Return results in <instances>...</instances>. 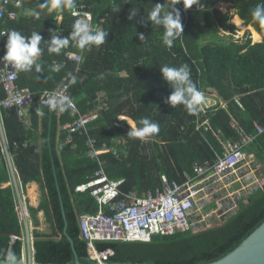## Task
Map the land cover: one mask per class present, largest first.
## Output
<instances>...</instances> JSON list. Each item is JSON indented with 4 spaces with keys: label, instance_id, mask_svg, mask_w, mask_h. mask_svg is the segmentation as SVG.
Here are the masks:
<instances>
[{
    "label": "trees",
    "instance_id": "obj_1",
    "mask_svg": "<svg viewBox=\"0 0 264 264\" xmlns=\"http://www.w3.org/2000/svg\"><path fill=\"white\" fill-rule=\"evenodd\" d=\"M21 11H40L41 18L21 15L10 21L0 12V30H16L30 36L40 32L50 41V29L55 28L56 14L39 9L43 0H22ZM177 0H76V10L85 9L93 14V23L102 24L109 33L105 43L91 50H79L70 42L62 52L49 54L42 41L40 57L43 71L22 72L18 84L34 94L36 105L30 110L31 121L26 124L16 110H3L4 126L11 149L16 156V167L25 186L37 182L43 191L42 201L36 209L31 207L36 226L35 262L38 264H71L74 252L67 235L74 242L81 262L88 263L87 244L82 238L79 215L94 214L96 201L89 192L76 193L79 185L87 184L99 170V164L87 157L86 136L75 135L64 145L67 133L63 125L73 122L68 111L51 112L42 108L39 100L45 90L55 89L64 79L71 83V95L77 100L84 116L96 113L89 135L102 143L112 144L115 138H124L130 147L128 158L104 156L105 170L111 180L124 179V192L140 194L155 189L160 175L183 182V174L191 172L196 163L214 162L224 152L223 143L236 140L232 127L236 121L246 132H254V123L264 127V28L252 18L256 5L264 0H200L186 9L178 3L183 36L169 49L162 43L163 29L143 18L156 4L170 11ZM235 10L244 25L249 27L246 40H237L240 30L231 23L234 16L225 13ZM205 4L207 9L198 11ZM137 7L139 13L128 19L129 11ZM20 11V10H19ZM20 11V12H21ZM75 18L70 12L63 14L61 30L66 37ZM260 35H259V34ZM144 38L141 40L140 35ZM252 37V39H251ZM263 41L261 42V40ZM253 41V42H252ZM261 42V43H259ZM68 53L82 55L76 64L66 59ZM66 62L58 73L50 70L54 62ZM179 67L187 64L191 79L198 90L214 89L222 102L207 113L190 115L182 105L171 107L165 100L172 89L163 81L161 65ZM101 75L103 78L101 79ZM39 77V78H37ZM6 94L0 86V101ZM239 99L243 109L236 103ZM40 113H43L41 115ZM121 117L138 121L147 117L158 123L159 132L146 140L130 138L131 126ZM198 121H208L211 128H198ZM17 144L18 147H15ZM26 145V147H25ZM261 165L264 177V133L247 150ZM10 180L5 161L0 164V261L11 249L16 259L22 258V242L14 241L23 229L16 211L14 191L4 188ZM249 203L223 225L207 231L177 233L169 237H155L151 243H100V252L111 249L115 255L111 263L132 264H211L226 257L239 247L264 223V190L248 196ZM45 213L50 233L38 230V214Z\"/></svg>",
    "mask_w": 264,
    "mask_h": 264
},
{
    "label": "built area",
    "instance_id": "obj_2",
    "mask_svg": "<svg viewBox=\"0 0 264 264\" xmlns=\"http://www.w3.org/2000/svg\"><path fill=\"white\" fill-rule=\"evenodd\" d=\"M224 7L223 3H220ZM24 8L22 0H0V12H3L10 21L24 17H35L30 10L21 11ZM205 4L197 6L198 11H204ZM21 12H20V11ZM80 18L86 14L92 16L91 24L103 30L102 24L93 23V14L85 9L76 10ZM41 16L39 17V19ZM63 19L56 21L55 28L58 35L66 37L61 30ZM7 30H0L6 32ZM52 38L53 33L50 31ZM7 35L0 37V58L5 55V43ZM66 59L80 66L83 62L82 55L68 53ZM60 65V69L66 62H54ZM53 63V64H54ZM59 71H55L58 73ZM21 71L15 69L10 63L0 59V86L6 97L0 101V163L5 161L10 180L3 187H11L14 191L16 211L23 229L21 236H14V241L22 242V260L26 264H35V237L37 229L30 208L32 207L27 197V186L23 184L20 173L16 167L14 155L7 138L2 111L12 112L16 110L19 118L26 120L28 112L36 105L34 94L28 88H21L18 84ZM71 82L64 79L55 89L45 90L39 100L42 108H48L46 101L52 94H60L70 97L72 106L66 111L74 118L73 122L63 125L62 131L67 133L64 145L71 143L75 135L86 136L87 157L99 164V170L91 177L87 184L76 187V193L89 192L96 201L98 210L94 214L79 215L78 221L82 231V238L87 244L89 259L97 264H106L115 255L108 249L100 252L97 245L100 243H151L155 237H169L177 233L192 232L201 233L209 229L223 225L230 217L236 215L242 204H248V196L262 189L243 186L241 190L231 192L234 184L241 183L245 179L241 168L249 156L247 150L258 137L264 133V127L254 123V132H246L236 121L232 127L237 134L236 140L223 143L224 152L218 155L214 162L196 163L191 172L183 174L184 181L170 180L166 174L160 175L159 185L146 192H124L122 186L124 179L111 180L105 170L107 162L104 156L112 155L115 159L128 158L130 147L126 139L115 138L112 144L100 143L91 137L89 125L94 122L96 113L84 116L81 114L77 100L71 95ZM208 95V90H202ZM47 93V95H45ZM236 103L243 109L239 99ZM217 103H207L201 111L203 114L218 106ZM226 108L225 103H220ZM60 112V111H51ZM199 112V113H201ZM120 120H128L121 117ZM128 125L131 126V124ZM210 127L208 121H198V128ZM18 147L17 144H14ZM26 147V145H25ZM262 178L264 179L263 175ZM245 191H247L245 193ZM240 193H244L243 195ZM211 207V209H208Z\"/></svg>",
    "mask_w": 264,
    "mask_h": 264
},
{
    "label": "clouds",
    "instance_id": "obj_3",
    "mask_svg": "<svg viewBox=\"0 0 264 264\" xmlns=\"http://www.w3.org/2000/svg\"><path fill=\"white\" fill-rule=\"evenodd\" d=\"M181 2L188 9L192 7L193 3L199 4L200 0H177L176 3L171 5L170 11H165L162 5L156 4L150 11H147L146 17L143 18L145 26L150 22L152 27L155 25L163 29L162 43L169 49L177 39L183 36L181 13L176 8V5ZM38 7L41 10H46L47 14L55 13L57 22L63 19V14L66 11L70 12L72 16L78 15L76 0H43ZM138 13L139 9L133 7L129 11L128 19L132 20ZM40 15V11L35 12L37 19H39ZM252 18L261 28H264V2L256 5L252 11ZM91 20L92 16L90 14L75 19L71 25L69 36L64 38L57 34V29H50L53 33L50 41L44 40L40 32L35 31L30 36L23 35L16 30L0 32V37L7 35L5 55L0 59L10 63L18 71L30 72L34 68L36 73H41L43 71L42 63L40 62L43 52V48L41 47L42 41L47 45V52L50 55H59L70 42L73 47L82 51L91 50L92 46L98 48L105 43V39L109 36V33L94 27L91 24ZM143 38L144 35L141 34L140 39L142 40ZM60 67V65L54 63L50 66V70L54 72L59 71ZM160 71L163 81L172 89V93L167 97L165 103L173 108L182 105L190 115H196L203 110L206 97L202 91L198 90L196 83L191 79V70L187 64L179 67L168 66L166 64L161 65ZM100 78L102 79L103 75ZM71 83H76L75 77L72 78ZM46 104L50 111L58 110L63 112L72 106V100L68 96L52 94L47 99ZM40 114L43 115V113ZM138 124L140 125L139 127L135 125L131 126L130 131L127 133L130 138L146 140L159 132L158 123L151 121L147 117L141 118ZM3 259L5 264H15V253L9 249Z\"/></svg>",
    "mask_w": 264,
    "mask_h": 264
},
{
    "label": "water",
    "instance_id": "obj_4",
    "mask_svg": "<svg viewBox=\"0 0 264 264\" xmlns=\"http://www.w3.org/2000/svg\"><path fill=\"white\" fill-rule=\"evenodd\" d=\"M215 91L214 89H212ZM264 190V186L262 187ZM65 236L71 243L74 252V261L71 264H85L81 262L76 253L74 242L67 235V228L65 229ZM0 264H5V261H0ZM15 264H26L22 259H16ZM38 264V263H35ZM87 264H97L88 259ZM106 264H132V263H111ZM211 264H264V223L253 232L239 247L226 257Z\"/></svg>",
    "mask_w": 264,
    "mask_h": 264
},
{
    "label": "rangeland",
    "instance_id": "obj_5",
    "mask_svg": "<svg viewBox=\"0 0 264 264\" xmlns=\"http://www.w3.org/2000/svg\"><path fill=\"white\" fill-rule=\"evenodd\" d=\"M223 4H224V7H223L224 12L225 13H229L230 16H234L236 11L235 10H227L226 4L225 3H223ZM247 32H250V31L246 30L244 32V34H241V31H240V33H238V35L236 36V39L237 40H241V41H243V40L245 41L246 40L245 38H247V37H245ZM250 34H251V32H250ZM208 91H209V94L205 95V97H206V101L205 102H207L209 104L217 103L216 98L218 97V95L215 93L216 91H213L212 89H208ZM128 122L130 124L129 120H128ZM135 126H136V124H135ZM241 173L244 174L245 179H243L241 183L234 184L232 186V188L230 189L231 192L239 191V190H241V188L243 186H245L247 188L248 187L256 188V187H258V186L260 187V186H262L264 184V179L262 178L261 166H258L254 162L253 157H247V160H246L245 164L241 168ZM246 192L247 191H245V193ZM240 194L243 195L244 193H240ZM208 209H211V207H209ZM38 230L47 231L48 230V226L44 227V226L41 225L40 227H38Z\"/></svg>",
    "mask_w": 264,
    "mask_h": 264
},
{
    "label": "crops",
    "instance_id": "obj_6",
    "mask_svg": "<svg viewBox=\"0 0 264 264\" xmlns=\"http://www.w3.org/2000/svg\"><path fill=\"white\" fill-rule=\"evenodd\" d=\"M234 18V17H233ZM241 31V30H240ZM248 31H250V30H248ZM241 34H243V31H241ZM259 34V33H258ZM260 35V34H259ZM252 38V37H251ZM263 41V39L261 40V42ZM261 42H259V43H261ZM216 93V92H215ZM217 94V93H216ZM218 95V94H217ZM216 101L218 102V103H224V102H222L221 101V99L219 98V97H217L216 98ZM128 119V118H127ZM26 124H29L30 123V121H31V114H30V111L28 112V116H27V118H26V120H23ZM127 122H128V120H127ZM248 157H253V159H254V162L258 165V166H261V165H259L258 163H257V159L255 158V156L254 155H249ZM1 164V163H0ZM262 169V168H261ZM262 175H263V173H262ZM34 185H36V188H35V194L37 195V202H38V204H37V206H34L33 204H32V200H31V194H30V192H31V190L33 189V187H34ZM37 190V191H36ZM27 197H28V200H29V203H30V205L33 207V208H38L39 206H40V203H41V201H42V197H43V191H42V188H41V185L39 184V183H37V182H33V183H30V184H28V186H27ZM30 195V196H29ZM41 215H42V217H41ZM38 221H39V227H40V225H42V226H48V230L47 231H41V230H39V231H41V232H44V233H50L51 231H50V225H49V223L47 222V219H46V217H45V213L44 212H40L39 214H38Z\"/></svg>",
    "mask_w": 264,
    "mask_h": 264
},
{
    "label": "bare ground",
    "instance_id": "obj_7",
    "mask_svg": "<svg viewBox=\"0 0 264 264\" xmlns=\"http://www.w3.org/2000/svg\"><path fill=\"white\" fill-rule=\"evenodd\" d=\"M231 23L233 25H235L238 29H240L241 31H243V34L246 30H250L249 27L245 26L244 25V22L243 20H241V18L239 16H234V18H232L231 20ZM130 121V124L131 125H135L134 122L130 119H128ZM35 188H36V185H34L33 189L31 190L30 194H31V200H32V204L34 206H37L38 202H37V193L35 194ZM37 191V190H36ZM42 217V215H41ZM41 226V225H40Z\"/></svg>",
    "mask_w": 264,
    "mask_h": 264
}]
</instances>
